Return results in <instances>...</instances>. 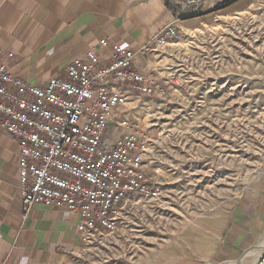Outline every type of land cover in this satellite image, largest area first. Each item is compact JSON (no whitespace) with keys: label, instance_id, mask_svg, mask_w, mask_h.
<instances>
[{"label":"rangeland","instance_id":"rangeland-1","mask_svg":"<svg viewBox=\"0 0 264 264\" xmlns=\"http://www.w3.org/2000/svg\"><path fill=\"white\" fill-rule=\"evenodd\" d=\"M226 1L168 0L187 19L145 61L166 92L127 105L160 197L129 201L119 229L81 244L73 264H264V229L242 260L217 261L232 206L256 191L264 208V0Z\"/></svg>","mask_w":264,"mask_h":264},{"label":"built area","instance_id":"built-area-1","mask_svg":"<svg viewBox=\"0 0 264 264\" xmlns=\"http://www.w3.org/2000/svg\"><path fill=\"white\" fill-rule=\"evenodd\" d=\"M180 33L168 25L138 50L127 41L116 43L107 64L89 51L46 87L0 62V128L19 145L25 218L37 204L65 207L78 215L82 242L90 244L119 229L122 209L133 198L160 197L146 175L150 139L127 105L164 95L159 77L143 66ZM112 122L122 130L115 141L108 136Z\"/></svg>","mask_w":264,"mask_h":264},{"label":"crops","instance_id":"crops-1","mask_svg":"<svg viewBox=\"0 0 264 264\" xmlns=\"http://www.w3.org/2000/svg\"><path fill=\"white\" fill-rule=\"evenodd\" d=\"M186 19L176 17L168 0H0V62L46 87L89 51L107 64L114 44L127 41L138 50L168 25L181 32ZM121 134L112 122L109 138ZM18 157V142L0 128V264H73L83 244L78 215L37 204L25 218ZM258 198V192H248L232 206L216 235L218 251L227 254L218 262H238L259 242L264 208Z\"/></svg>","mask_w":264,"mask_h":264},{"label":"trees","instance_id":"trees-1","mask_svg":"<svg viewBox=\"0 0 264 264\" xmlns=\"http://www.w3.org/2000/svg\"><path fill=\"white\" fill-rule=\"evenodd\" d=\"M235 1H237V0H227L226 2V4H230V3H233V2H235Z\"/></svg>","mask_w":264,"mask_h":264}]
</instances>
